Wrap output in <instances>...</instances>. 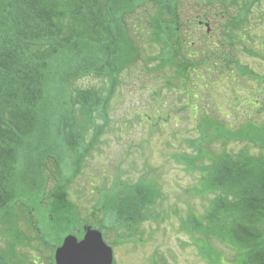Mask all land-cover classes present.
I'll list each match as a JSON object with an SVG mask.
<instances>
[{
	"label": "trees",
	"instance_id": "trees-1",
	"mask_svg": "<svg viewBox=\"0 0 264 264\" xmlns=\"http://www.w3.org/2000/svg\"><path fill=\"white\" fill-rule=\"evenodd\" d=\"M176 1L0 0V236L3 224L11 222L15 204L33 227L37 222L33 213L44 209L46 225L60 233L58 244L64 231L78 237L82 234L80 228L69 231L77 215L66 200L64 186L47 196V179L41 169L48 160L61 159L58 148L71 151L81 147L87 129L93 132L87 147L102 133L97 129L106 123L107 102L120 85L119 74L140 54L134 22L139 10L149 12L148 40L159 45L160 55L155 59L161 65L174 67L175 77L184 86L192 77L209 78L204 76L210 74L209 68L204 75H193L209 56L193 61L197 53L191 52L192 43L189 47L184 43ZM255 1L248 0L237 18L231 16L234 29L241 27L236 20L241 21ZM223 61L227 67L234 64L244 75L264 82L263 76L227 56ZM92 75L99 78V86L75 85L79 78ZM184 91L189 95L188 87ZM98 118L103 122L95 129ZM202 118L200 136L191 140L195 155L177 158L199 173L198 191L212 196L203 215L188 212L182 229L198 238L216 239L234 251L240 264H264V127L258 128L248 119L233 134L215 120ZM222 134L228 135L225 141L246 139L260 145L261 151L257 155L245 150L210 154L203 149L207 138L215 141ZM161 198V188L153 181L119 183L112 194H104L92 214L101 212L114 227L131 233L158 216L153 207ZM11 235L19 243L32 239L17 224ZM40 239L48 245L44 235ZM10 249L12 257L22 260V253L19 257L13 252L15 246ZM7 253L0 251V264H19Z\"/></svg>",
	"mask_w": 264,
	"mask_h": 264
},
{
	"label": "rangeland",
	"instance_id": "rangeland-1",
	"mask_svg": "<svg viewBox=\"0 0 264 264\" xmlns=\"http://www.w3.org/2000/svg\"><path fill=\"white\" fill-rule=\"evenodd\" d=\"M247 1H176L184 43L186 47L192 43L191 52L197 53L193 61L209 56L193 74L204 75L209 68L210 74L204 75L209 78L192 77L186 86L175 77L174 67L161 65L155 59L160 55V47L148 40L149 12L144 8L139 10L134 22L140 54L119 74L120 85L107 102L106 123L97 129L103 130L102 133L87 147L93 135L87 129L81 147L71 151L58 148L61 159L48 160L41 169L47 179L44 187L47 196L64 186L66 200L73 204L77 218L69 231L82 229L83 225L99 229L112 247L116 264H240L234 251L216 239L198 238L182 229L188 212L203 215L212 195L198 191L199 173L187 168L177 156L195 155L191 140L200 136L202 117L215 120L233 134L248 119L258 128L264 127V82L244 75L234 64L227 67L223 61L227 56L264 77V0L255 1L246 16L236 20L241 25L239 29L231 25V16L239 15ZM200 22L207 23L210 30L206 32ZM100 84L99 78L93 75L75 81L76 86L85 88ZM187 87L189 95L184 91ZM102 122L98 118L95 129ZM225 136L228 135L222 134L215 141L207 138L203 149L210 154L223 151L237 154L245 150L257 155L261 151L260 145L249 144L246 139L225 141ZM140 179L153 181L161 188L162 198L153 207L158 216L128 233L114 227L101 212L92 214L104 194L113 193L115 185L132 184ZM15 205L9 218L11 222H3L1 228L0 251L8 252L9 259L19 264H54L51 247L57 246L60 233H53L51 226L46 225L44 209L33 213L37 221L33 227L21 216L20 206ZM15 224L22 227L31 241L23 239L24 243H19L14 239L11 233ZM66 233L69 234L64 231L62 238ZM41 235L46 237L48 245L41 241ZM14 246L13 252L22 253V260L10 255V247Z\"/></svg>",
	"mask_w": 264,
	"mask_h": 264
},
{
	"label": "water",
	"instance_id": "water-1",
	"mask_svg": "<svg viewBox=\"0 0 264 264\" xmlns=\"http://www.w3.org/2000/svg\"><path fill=\"white\" fill-rule=\"evenodd\" d=\"M53 258L55 264H112L113 251L99 230L85 226L81 239L66 235L54 250Z\"/></svg>",
	"mask_w": 264,
	"mask_h": 264
}]
</instances>
